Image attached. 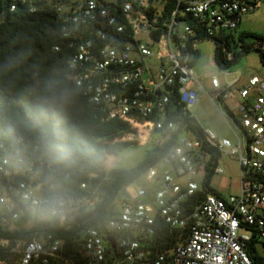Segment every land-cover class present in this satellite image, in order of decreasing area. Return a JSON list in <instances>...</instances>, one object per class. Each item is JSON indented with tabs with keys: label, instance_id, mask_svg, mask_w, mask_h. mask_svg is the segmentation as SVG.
<instances>
[{
	"label": "built area",
	"instance_id": "obj_1",
	"mask_svg": "<svg viewBox=\"0 0 264 264\" xmlns=\"http://www.w3.org/2000/svg\"><path fill=\"white\" fill-rule=\"evenodd\" d=\"M58 1L61 36L74 49L67 61L70 79L101 121L141 119L169 136L175 128L168 117L171 94L189 112L203 94L216 109L217 102H237L239 133L231 129L232 138H219L204 130V141L179 133L135 186L123 188L119 212L102 227L81 223L95 208L94 190L66 198L45 194L35 183L41 159L26 161L18 151L6 156L0 144V264H255L247 244L253 236L264 239V77L221 84L213 76L205 91L192 61L199 37L237 29L238 18L262 0ZM8 7L37 9L34 0H9ZM210 148L238 162L237 195L205 191ZM218 162L214 172L222 175ZM53 203L63 208L54 214ZM74 225L80 246L71 251L54 232L40 231ZM160 227L179 235L166 252H152Z\"/></svg>",
	"mask_w": 264,
	"mask_h": 264
},
{
	"label": "trees",
	"instance_id": "obj_2",
	"mask_svg": "<svg viewBox=\"0 0 264 264\" xmlns=\"http://www.w3.org/2000/svg\"><path fill=\"white\" fill-rule=\"evenodd\" d=\"M58 3L34 0L37 9L33 13L22 7L10 12L9 0H0V144L4 145L6 156L12 157L18 151L26 161L41 159L35 183L41 185L45 194L66 198L94 190L95 208L81 223L102 227L113 214L110 207L118 194L153 160L166 153L179 133L191 132L204 141V129L179 102L177 93L171 94L168 117L175 124L173 133L163 136V141L135 167L107 172L106 157L126 150L133 144L129 134L137 132L126 119L101 121L82 88L70 79L67 61L74 49L61 36ZM201 40L204 38L199 37ZM210 40L214 42L213 59L220 70H230L250 51L257 53L264 66L263 35L237 33L235 29L219 31ZM55 46L60 50L55 51ZM198 58L197 50L192 63ZM209 155L204 188L207 193L222 197L211 186L220 155L212 148ZM82 183L87 184L86 189L80 187ZM40 231L54 232L70 251L73 246H80V228L76 225L70 230L41 226ZM25 234L30 236V232ZM178 235L160 227L149 249L166 252L176 244ZM247 251L255 264H264V239L253 236Z\"/></svg>",
	"mask_w": 264,
	"mask_h": 264
},
{
	"label": "rangeland",
	"instance_id": "obj_3",
	"mask_svg": "<svg viewBox=\"0 0 264 264\" xmlns=\"http://www.w3.org/2000/svg\"><path fill=\"white\" fill-rule=\"evenodd\" d=\"M236 32L257 33L264 36V1H259L256 9L248 15L242 16ZM194 47L199 52V58L195 61L194 71L201 80L205 91L210 90V79L215 76L221 84L225 81L233 80L239 76L245 79L251 75L264 77V66L255 51H250L241 56L232 68L231 74L226 78L221 70L216 66L213 59L214 42L210 39H204L194 43ZM218 109L214 108L208 101L207 97L202 94L200 103L197 108L190 110V114L198 121L204 130H211L219 138L231 137L225 119L232 129L239 133L233 120L227 113L223 104L217 102ZM233 104H227V107L233 110ZM236 114H238L236 110ZM131 126L136 130V135L129 134L128 138L132 139L133 144L126 150L113 155H108L104 162L105 170L108 172L113 168L130 169L141 162L145 155L150 152L163 137L158 131L153 130V124L150 121L134 122ZM218 167L223 170V174H214L211 180V186L222 196L237 195L240 191V167L236 160L230 157H222ZM138 181H134L135 186ZM122 192L118 194L110 207L112 213L119 212Z\"/></svg>",
	"mask_w": 264,
	"mask_h": 264
},
{
	"label": "crops",
	"instance_id": "obj_4",
	"mask_svg": "<svg viewBox=\"0 0 264 264\" xmlns=\"http://www.w3.org/2000/svg\"><path fill=\"white\" fill-rule=\"evenodd\" d=\"M241 18H242V16L241 17H239L238 18V20H237V22H238V25H239V23L241 22ZM194 67H195V63H194V65H193V69H194ZM195 72V71H194ZM242 77V76H241ZM242 79H245L244 77H242ZM201 99V98H200ZM199 103H200V100H199V102H198V105H199ZM227 104H233L234 106H232L233 107V110H231L230 108H228L227 107ZM198 105H197V107H198ZM225 107H227V113H228V115L230 116V118L233 120V122H234V124H235V121H237V119H238V117H237V114H236V107H237V102L236 101H230V102H226L225 103V105H224ZM196 107V108H197ZM225 122L227 123V125H228V128H229V130H230V134H231V137L230 138H232V131H231V129H232V127L230 126V124L228 123V121L227 120H225ZM236 126V125H235ZM223 138H228V137H223ZM222 159V157L219 159V161ZM232 159H234V158H232ZM235 160V159H234ZM238 163V162H237ZM218 164H219V162H218ZM218 192V191H217ZM219 193V192H218ZM220 194V193H219Z\"/></svg>",
	"mask_w": 264,
	"mask_h": 264
},
{
	"label": "clouds",
	"instance_id": "obj_5",
	"mask_svg": "<svg viewBox=\"0 0 264 264\" xmlns=\"http://www.w3.org/2000/svg\"><path fill=\"white\" fill-rule=\"evenodd\" d=\"M62 208H63L62 204L53 203L51 210L55 214L56 212L60 211Z\"/></svg>",
	"mask_w": 264,
	"mask_h": 264
},
{
	"label": "water",
	"instance_id": "obj_6",
	"mask_svg": "<svg viewBox=\"0 0 264 264\" xmlns=\"http://www.w3.org/2000/svg\"><path fill=\"white\" fill-rule=\"evenodd\" d=\"M0 18H2L1 13H0ZM233 18H234V19H237V16H234ZM110 242H111V244H112V247H114V244H113V240H112V239H110Z\"/></svg>",
	"mask_w": 264,
	"mask_h": 264
}]
</instances>
